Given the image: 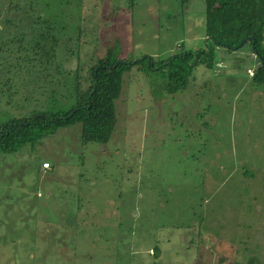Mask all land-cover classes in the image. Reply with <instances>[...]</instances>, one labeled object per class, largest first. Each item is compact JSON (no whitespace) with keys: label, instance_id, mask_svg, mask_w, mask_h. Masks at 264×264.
Here are the masks:
<instances>
[{"label":"rangeland","instance_id":"374dc122","mask_svg":"<svg viewBox=\"0 0 264 264\" xmlns=\"http://www.w3.org/2000/svg\"><path fill=\"white\" fill-rule=\"evenodd\" d=\"M48 1L0 0V124L71 105L67 85L110 48L159 62L206 47L204 1L70 0L47 78L28 61ZM216 63L173 94L166 70L126 72L107 144L83 145L79 123L0 152V264H264L259 62L246 45Z\"/></svg>","mask_w":264,"mask_h":264},{"label":"trees","instance_id":"16d2710c","mask_svg":"<svg viewBox=\"0 0 264 264\" xmlns=\"http://www.w3.org/2000/svg\"><path fill=\"white\" fill-rule=\"evenodd\" d=\"M184 1L189 3L193 0ZM201 1L206 4V47L194 49L183 47L179 53L159 62L150 55L130 61L122 58L115 47L108 49L106 54L90 67L85 85L78 72L73 80L75 83L72 90L71 86L67 85L68 91L66 90L64 98L75 96L71 105L36 112L30 117L14 118L0 124V152L16 153L26 145L34 147L59 128L79 123L82 124L83 145L109 143L118 121L116 101L122 93L124 74L136 67L143 71L147 69L168 71L167 78L170 84L167 91L173 94L188 87L192 73L198 65L203 64L209 69L215 68L219 49H225L228 54H232L235 50L248 45L259 62L252 76L254 82L264 83V0ZM69 2L70 0L48 1L47 14L39 13L31 20L35 24L32 46L34 56L28 62L33 63L34 70L38 68L37 74H45L47 78L49 74L51 75L52 69L62 71L57 53L61 42L65 40L63 37L65 25H59L60 15L57 8ZM127 2L132 10L137 0ZM67 38L73 40L72 36ZM69 50L70 48H67L68 52ZM51 91L55 92L56 96L61 94L59 89ZM158 250L156 248L157 252Z\"/></svg>","mask_w":264,"mask_h":264},{"label":"built area","instance_id":"2783aa9c","mask_svg":"<svg viewBox=\"0 0 264 264\" xmlns=\"http://www.w3.org/2000/svg\"><path fill=\"white\" fill-rule=\"evenodd\" d=\"M43 167H44L45 169H50V168H51V164H50L49 162H45V163L43 164Z\"/></svg>","mask_w":264,"mask_h":264},{"label":"crops","instance_id":"0c3cea01","mask_svg":"<svg viewBox=\"0 0 264 264\" xmlns=\"http://www.w3.org/2000/svg\"><path fill=\"white\" fill-rule=\"evenodd\" d=\"M219 50H223V49H219ZM226 55H227V54H225V56H224V57H226Z\"/></svg>","mask_w":264,"mask_h":264}]
</instances>
